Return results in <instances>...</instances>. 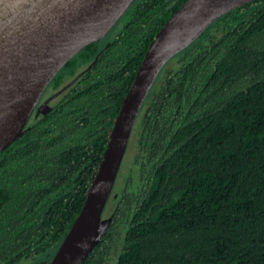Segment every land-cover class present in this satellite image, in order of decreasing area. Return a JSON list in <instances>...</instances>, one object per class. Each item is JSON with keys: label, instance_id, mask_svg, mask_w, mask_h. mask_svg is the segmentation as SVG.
Here are the masks:
<instances>
[{"label": "trees", "instance_id": "obj_1", "mask_svg": "<svg viewBox=\"0 0 264 264\" xmlns=\"http://www.w3.org/2000/svg\"><path fill=\"white\" fill-rule=\"evenodd\" d=\"M183 1L133 0L0 150V264L52 258L149 42ZM101 219L79 264H264V0L221 14L164 63Z\"/></svg>", "mask_w": 264, "mask_h": 264}, {"label": "water", "instance_id": "obj_2", "mask_svg": "<svg viewBox=\"0 0 264 264\" xmlns=\"http://www.w3.org/2000/svg\"><path fill=\"white\" fill-rule=\"evenodd\" d=\"M133 0H0V150L21 136L44 88ZM249 0H184L149 42L113 119L85 200L47 264H79L106 229L102 212L140 107L164 63L215 18Z\"/></svg>", "mask_w": 264, "mask_h": 264}, {"label": "rangeland", "instance_id": "obj_3", "mask_svg": "<svg viewBox=\"0 0 264 264\" xmlns=\"http://www.w3.org/2000/svg\"><path fill=\"white\" fill-rule=\"evenodd\" d=\"M115 257V256H114ZM114 259V258H113ZM114 261V260H113ZM106 264H108V263H106ZM113 264V263H112Z\"/></svg>", "mask_w": 264, "mask_h": 264}]
</instances>
